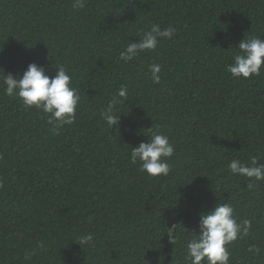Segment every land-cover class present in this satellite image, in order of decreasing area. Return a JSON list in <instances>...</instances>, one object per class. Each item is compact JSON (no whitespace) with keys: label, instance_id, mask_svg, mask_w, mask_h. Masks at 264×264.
Returning a JSON list of instances; mask_svg holds the SVG:
<instances>
[{"label":"trees","instance_id":"trees-1","mask_svg":"<svg viewBox=\"0 0 264 264\" xmlns=\"http://www.w3.org/2000/svg\"><path fill=\"white\" fill-rule=\"evenodd\" d=\"M73 3L0 0V264H190L187 242L218 203L251 222L227 245L228 264H264V179L227 167L264 164V67L227 71L240 41L264 39V0ZM153 25L174 35L121 60ZM33 62L49 76L68 70L80 96L71 125L55 130L4 91V75ZM114 97L111 127L102 112ZM156 129L175 153L153 177L130 154Z\"/></svg>","mask_w":264,"mask_h":264},{"label":"clouds","instance_id":"clouds-1","mask_svg":"<svg viewBox=\"0 0 264 264\" xmlns=\"http://www.w3.org/2000/svg\"><path fill=\"white\" fill-rule=\"evenodd\" d=\"M86 0H74L73 7H85ZM174 35L172 28L161 31L159 25H153L138 42H130L121 51L120 59L128 62L133 60L143 50L155 49L158 38L171 39ZM239 51L233 55V62L227 66V71L234 78H250L259 76L264 67V39L261 37L245 38L240 41ZM54 76H49L42 65L30 63L21 76L12 73L3 77L4 91L9 96H17L26 107H37L50 114L48 123L59 130L65 124L71 125L76 119V110L80 96L71 86V76L63 66H56ZM154 82L160 80L161 67L157 64L149 66ZM116 97L127 99V88L121 86L117 90ZM120 101L113 98L102 112L103 119L111 127L117 124L120 113L117 114L116 105ZM147 142H141L139 146L132 147L130 158L133 163L140 162L141 171L157 177L168 175L170 166L167 158L175 153V147L168 136L158 129L148 135ZM227 167L233 174H239L248 178L264 179V164H257L253 159L251 165H246L240 160H232ZM235 210L229 203H218L209 211L202 212L199 221V232L188 240L186 259L190 264H228L230 253L227 245L243 235H247L251 222L244 220L238 222L235 218ZM170 240L175 237L168 231ZM91 235L81 238V243L90 242ZM42 247V245H41Z\"/></svg>","mask_w":264,"mask_h":264}]
</instances>
